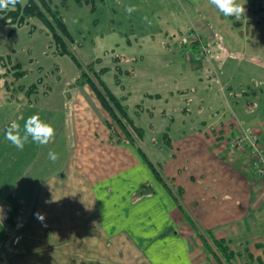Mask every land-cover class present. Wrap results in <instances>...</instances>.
<instances>
[{
    "label": "crops",
    "instance_id": "0c3cea01",
    "mask_svg": "<svg viewBox=\"0 0 264 264\" xmlns=\"http://www.w3.org/2000/svg\"><path fill=\"white\" fill-rule=\"evenodd\" d=\"M177 5L174 14L185 20L182 22L175 19L180 31L177 32L176 28V33L172 32V36L180 34L178 37L184 41L187 32L195 31L212 44L211 53L216 56L211 57L213 61L211 60L210 63L213 62L215 65L203 66L204 62L187 57L181 52L182 61L187 58L189 62L179 66V70L171 60L168 62L169 66H156L155 70L158 72L146 77L142 75L141 79H146L139 84L143 89L145 87L147 89L142 90L141 95L147 98L148 104L141 102L144 108L136 107L138 110L136 109L135 116L140 118L145 113L144 125H136L135 121H132L135 126L141 128V133L146 129L151 135L164 134L163 146L171 152L167 160L176 163L180 169L170 174L165 171L167 165L164 163L161 170L166 174L160 177L165 184L158 182L152 168L147 166L135 152H130L131 148L111 143L110 132L105 127L106 114H101L103 112L96 102L92 100L91 103L86 96L92 93L91 89L85 85L80 89L68 91L69 83L59 80L56 84L61 85L63 82L62 86L65 88L57 91L61 104L55 105L56 114L60 118L59 114L64 113L68 115L66 120L74 122L75 101L78 99L86 101L85 104L88 105L86 107L89 108L86 109L87 116H92L93 113L90 125L95 128V132L91 137L96 141L90 139L89 144L85 143L82 146L71 142L68 149L63 148L69 154L66 156L63 153L62 157L71 158L65 160L63 168L56 163L52 170L40 171L37 169L40 164L44 169L45 165L49 164L42 161L27 173L26 181L36 184L35 196L41 195L38 199L41 204L48 207L46 214L51 217L43 221L38 220L36 213L43 215L42 209L39 211L33 208L34 210L30 212L32 216L30 223L23 226L26 234L21 237L18 247L12 250L6 244H2L6 255L4 254L0 259L1 264H15L20 260L21 263L28 262L33 254L37 255L36 264H59L54 263L56 260H47V257H50L47 256V253L51 252L50 246L60 251L59 254L66 256L65 260H62L64 264L110 263L107 257L103 260H95L97 252L95 255H91L90 250L72 252L76 239L83 238L80 232L87 225L86 221L91 209L97 229L93 237L97 238V242H94L93 248L101 247L107 250L118 248L117 253L114 254L116 259L113 258L118 264L123 263V256L129 250L128 247L133 249L142 264H264V225L257 227L256 220L257 216L260 222L264 220V181L256 180L253 175L252 162L247 152L230 156L225 145L227 139L236 134L234 131L236 118L243 125L246 117H257L259 121L255 124L263 120L264 66H217L220 55L240 51L247 53L252 44L251 31L246 32L248 39L241 30H227V27H222L220 30L215 27V29L213 26L215 17L217 16L216 22H218L223 16L221 17L212 7L213 10L210 9L208 0H177ZM182 10L183 16H179ZM63 12L67 10L62 9L60 12L64 17ZM191 14H194V19ZM165 36H168L167 33ZM156 40L157 37H149L145 40L144 49H147V43L151 51V55H146L143 50L145 57L155 58L157 53L170 52L172 56L177 57L181 41H177V46L174 39L171 45L161 41L158 48L155 47ZM215 57L217 61H214ZM131 76H134L132 71ZM189 77L194 78L188 79ZM206 78L209 80H205ZM211 78L218 84V89H214L215 96L210 99L199 96L196 99L194 96L196 90L187 80H195L199 85L211 81ZM42 84L48 87L47 91L52 90L51 84L47 85L44 81ZM117 84L114 82L115 86ZM220 88H222L221 92H219ZM40 97L52 99L53 94H42ZM94 111L96 113L100 111L103 119H100L102 118L100 114L97 115ZM79 114H81L80 109ZM168 117L167 125L161 127L160 119ZM156 126L161 127L162 130L155 129ZM60 127L57 123V136H60L58 132ZM151 130L154 132L152 133ZM77 139L79 137L75 142ZM141 140H138V145L141 144ZM68 141L67 138L66 144ZM97 141L100 145L95 148ZM260 143L264 149V140ZM31 144L32 142L29 146L25 145L23 150L28 148L29 151H36L40 155L42 152L41 156H44L46 152L44 146ZM59 147L60 140L57 139L55 146L48 149L57 151ZM124 147L129 153L127 156L107 154L109 148L124 149ZM102 149L103 155L100 153ZM82 156H85V159L82 160L80 158ZM187 156H191V160L195 161L190 167L187 166L189 162ZM108 158L112 159L115 170L105 174L106 169H109ZM117 164H119L118 169ZM81 166H84V173L80 171ZM152 166L154 168L153 164ZM196 167L199 169L196 170ZM92 169L101 177L92 180L90 172ZM155 171L158 173L156 169ZM33 173L36 174L35 177H30ZM142 187H145V190L149 189L150 192L140 196ZM45 188L50 190L47 192ZM54 188L58 190L56 195ZM60 195L66 199L72 197L75 200L82 199L84 203L90 202L91 206H82L78 210L56 206V201L61 199ZM188 217L199 231L193 229ZM18 225L17 223V228ZM208 232L211 233L207 234ZM199 233L226 242L231 253L230 263L225 262L212 243L210 247L218 256L211 255V252L203 246ZM88 245L90 244L85 240L78 243L81 248L82 246L87 248Z\"/></svg>",
    "mask_w": 264,
    "mask_h": 264
},
{
    "label": "rangeland",
    "instance_id": "374dc122",
    "mask_svg": "<svg viewBox=\"0 0 264 264\" xmlns=\"http://www.w3.org/2000/svg\"><path fill=\"white\" fill-rule=\"evenodd\" d=\"M237 3L243 5L246 11L245 14L242 15L238 20L234 18L232 21L231 19L229 20L230 17H225L222 13H220L218 9L215 8V6L210 5V9H214L218 14L221 15V17L223 16L222 19L225 20L223 21L220 19L218 22H216V16L213 26L218 30H220L222 27H227V30H241L245 35L246 32L251 31V47L246 54L243 51H240L243 52L242 54H239L240 52H229L225 53L224 56L220 55V61H217L216 57L214 61L219 62L216 63L217 66H264V0H237ZM51 5L53 7L61 8L60 0H52ZM129 7H134L136 10L129 13L127 11V8ZM177 8V0H91L90 3L86 5L85 3L78 5L75 3V0H69L68 10L67 12H63L67 22L66 25L71 32L73 40L79 46H76L75 55L81 62H89L95 58H98L101 61L100 64L97 65V68H110V72L105 74L103 81L117 98L119 96V98L125 99L122 101V105L126 107L130 119L135 121L136 125H144L143 118L145 115L144 113V115L140 116V118H137L135 116V112L136 109L138 110V108L136 107L144 108V105H142L141 102L148 104L146 102L147 98H144V95H141V91L147 89V87L143 89L139 84L143 82L142 80L146 79H141L142 75L146 77L151 73L158 72L155 70L156 66H169L168 62L171 60L174 62L175 67L178 70L179 66H184L185 62H189V59L187 58H185L186 60L183 59L182 61L180 57L181 48L179 47L177 57L172 56V52L169 54L164 52H162L164 54L157 53V57L155 58H147L145 57L144 53H142L144 50L146 55H151V51H149L150 47L148 48L147 43V49H144L145 40H147L149 37H157V45H155V47L158 48L161 41H164L167 45H171V42H173L174 39L176 46L178 40L183 43V39L178 37L180 34H177L174 37L171 34L172 32L176 33V28L177 32L180 31L178 22H176L175 19H178L177 21L181 20L182 22L185 20L183 17H178V15L174 14ZM61 10L62 9H58L59 12H61ZM179 16H183V10ZM191 16L193 19L195 18L194 14H191ZM145 17L147 20H145ZM233 21L240 23V28L232 26ZM32 25L34 27L32 28V31L30 26H24L16 30L13 34H9V28L4 27L0 23V56L5 58L6 61L8 60L9 64H12L9 66L17 65L20 70L19 72L22 71L26 75L22 80L17 81L15 80V73L12 70L7 72L0 66V216L3 217L2 221H0V246H2V244H6L7 246L11 245V238L16 234L14 229L15 226L14 228L12 226V221L16 214H18L15 218L16 227L17 223L19 224V229L16 232H18V237L20 239L26 234V232L23 230V226H26L27 223H30L32 217L30 216V212L31 210H34L33 208L38 209L39 211L42 209L41 211L45 220L51 217L50 215L46 214L47 206H45V204H41L38 199L41 195L35 196L36 191L34 186L36 184H33L32 181H26L25 177L28 175L27 173L31 172L35 166L40 164L42 161L45 164H49L45 165V169L40 164L37 167V169L40 171L52 170L56 163L60 164L63 168L65 160L71 159L62 157L63 153H65L66 156L69 154V152H66L65 149L63 150V148L66 147V149H68L71 142H74V144L77 146H82L85 143L89 144L90 139L96 141L93 139V137H91L92 133L95 132V128L90 125V119L93 117V113L92 116H87L86 109L89 110V108L86 107L88 106L85 104L86 101L84 102L81 99L75 101L73 112L74 122L66 120L68 115L64 113L59 114L60 118L56 114L55 105L58 106V104H61V99L59 101V97H57L58 89L60 90L61 88L62 90V88H65L62 86L63 82L70 83L74 78L77 77L78 73L76 71L75 65L69 58L58 57L51 54L52 49L48 48L50 39L47 36V32L44 30L43 26L38 21L32 22ZM165 33H167V37L165 36ZM189 35L190 31L187 32L186 39L190 38ZM246 38L249 39V36L246 35ZM150 41L151 40H149V42ZM212 56L216 55L210 53L209 60L206 61L203 59L199 61L205 63L203 66H213L215 63H210ZM116 59L118 61H115ZM180 62L182 63L180 64ZM147 66L150 67L148 68ZM55 67H58L59 71H56ZM116 67L120 68L123 72L132 71L134 76H131L129 73L128 76L121 75L119 78L118 74L115 72ZM40 77H43V81L47 85H52V90L47 91L38 87L36 88L35 94L28 93L26 95V88ZM193 78L189 77L188 79ZM59 80H63L61 85L56 84ZM114 80L117 81V86L114 85ZM205 80H209V78H206ZM187 82L191 87L194 88V90H196L194 95L196 99L199 98V96L210 99L212 96H215L214 89H218V84L215 83L214 79L199 85L195 80H187ZM208 85H211V87H207ZM84 89L86 88H83V90ZM43 91L47 92L43 93ZM221 91L222 88H220L219 92ZM42 94H53V98L41 99L40 96ZM86 96L91 103L92 100L95 101L92 93H89L88 95L86 94ZM202 100L203 101L201 104L203 105L204 98ZM202 105L201 107L203 108V113H205L204 107ZM77 108L81 110V114H79V109ZM42 110H45V112ZM157 110L159 109L157 108ZM101 111L103 112L101 114H104L105 111ZM99 112L95 113L98 115L100 114ZM101 114L99 116H101ZM33 115H38L40 120L51 125L55 130L54 138L44 146V149H46L44 156H41L42 152L40 155L36 151H29L28 148L20 151L5 138L6 128L10 126L13 121L20 125V131L21 134H23L25 121ZM101 117L102 118L100 119H103V116ZM85 119L88 120L84 121ZM168 119L169 117L167 119H160V126L164 128L168 123ZM107 120H110L109 116H107ZM263 120L261 119L262 122L255 124L257 121H259L257 117H246L244 120L245 125H243L236 118V125L234 126V131H236L235 135L237 136L246 131L252 132V135L256 134L260 148L264 150L262 148V143H260L264 140L262 139L264 138ZM121 121L126 123L124 119H121ZM57 123H59V126H61L58 131L60 136H57ZM123 126H125L124 128L126 129L128 125L124 124ZM105 127L110 132L109 138L111 136V139L114 141L113 144H118L116 142L118 136H121L120 128L116 127L114 130L109 128L107 125ZM161 127L156 126L155 129L162 130ZM139 129L141 130V128ZM127 130L129 134H131L133 140L137 142L138 136L133 135L134 133L128 128ZM115 131H117L119 135L115 134ZM151 132L153 133L154 130H151ZM142 134L144 136H142L139 147L146 157L150 159L159 175L164 177L166 174L165 171H168L170 174L173 172L176 173L177 169H180V166H176V163L173 164L167 160V157L171 154V152L165 146H163L162 137L164 134L154 133L151 135L146 129L143 130ZM77 137H79V139H77L75 142ZM234 137L235 136H232L231 138L227 139L225 143L226 148L228 147L227 142ZM67 138L69 140L68 144H66ZM57 139L60 140L59 149H57V151L48 149L51 146H55ZM30 143L31 138H29V142L25 145L29 146ZM96 143L97 144H95L94 147L98 148V145L100 144L98 141ZM34 144L35 143L32 142L31 145L33 146ZM121 145L126 146V148L129 149L131 148L130 146L124 144ZM130 150V152L133 151L132 148ZM227 150V153L228 155L230 154V156L243 152L240 149L232 155L228 148ZM49 151L55 152L58 155V159L55 162H52L47 156ZM100 153L103 155V149L100 150ZM107 154L108 156L120 157L121 155L127 156L129 153L124 147V149L109 148L107 150ZM80 158L83 160L85 159V156ZM186 158L189 161L187 166L190 167V165L195 161L191 160V156H187ZM31 160H34L35 162L32 163ZM164 163L167 166L164 168L165 171H162L161 167ZM118 165L119 164H117V169L119 167ZM113 166L114 164L112 159H109L107 163V167L109 169H106L105 174L114 171L115 167ZM83 168L84 166H81L80 171L84 173L85 170ZM195 169L197 170L199 168L196 167ZM90 172L92 173V180L101 177L100 174H95L93 169L90 170ZM35 175L36 174L33 173L30 177H35ZM86 175L88 176V174ZM83 176L86 178L85 175ZM254 176L256 180H260V177H262L260 174ZM45 190L48 192L50 189L45 188ZM57 192V188H54L55 195ZM8 196H14L17 199L18 203L15 206V209L13 206H11V203L10 205L8 204L9 208H7V203L5 204V202H7L6 200ZM59 197L61 199L57 200L55 205L62 206V208L68 207L78 210L80 209L79 207L82 206H91L90 202L84 203L82 199L75 200L73 197L71 199H66L63 198V195H60ZM10 209H14V215L13 212L10 213ZM53 219H51V221H53ZM256 220L258 223L257 227L264 225L263 219L260 222L257 216ZM86 224L87 225L83 228L85 234L83 235V231L80 232L82 233L81 235L83 238L81 237L82 239H76L74 246H72V249L74 248L75 250L73 249L72 252L90 250L91 255H95L97 252V258L95 260L99 261L107 257L106 259L110 262H106L107 264H118L115 263L114 260L116 259L114 254L115 252L117 253L118 248H111L108 250L101 247L97 249L93 248L94 242H97V238H93L97 233V229L92 209L89 216L87 217ZM246 224L247 223L245 222L244 225ZM197 229L199 230L198 227ZM76 236H78V233H76ZM83 240H85V242L89 243L91 246L88 245L87 248L84 246H82V248L78 246V243ZM17 247H13V249H16ZM3 248L4 246L0 247V249ZM128 248L129 250L123 256L122 264H142L143 262L139 257H137V254L133 251V249L130 247ZM65 249H67V247H65ZM4 250L5 249L2 251ZM49 251L51 252L47 253V256L49 255L50 257H47V260H56L54 263L64 264L62 260H65V255L59 254L58 252L60 251H56L51 246ZM4 254L6 255V250L3 252V255L0 252V259H2ZM36 257L37 255L33 254V256L28 259V262L21 263L20 260L15 264H36ZM69 264H71V262ZM88 264H92V262H88Z\"/></svg>",
    "mask_w": 264,
    "mask_h": 264
},
{
    "label": "trees",
    "instance_id": "16d2710c",
    "mask_svg": "<svg viewBox=\"0 0 264 264\" xmlns=\"http://www.w3.org/2000/svg\"><path fill=\"white\" fill-rule=\"evenodd\" d=\"M91 0H75V3L78 5H82L85 3L89 4ZM52 0H25L24 6H21L20 4H17L15 10H2L0 11V23L4 27L9 28V34H13L16 30L24 27V26H30L31 31L33 25L32 22L38 21L44 28V30L47 32V36L50 39V42L48 44V48L52 49V53L55 56L58 57H67L71 60V62L75 65L76 71H77V77L74 78L68 85L67 90H75L80 89L83 86H88L92 91V96L96 101V104L100 110H104L109 116L110 120L105 121L106 125L111 128H120L121 130V136H118L117 142L119 145L124 144L127 146H130L133 151L140 157V159L150 168H152L153 173L155 174V178L158 182H163V179L160 177V175L155 171L153 168L150 160L146 157V155L142 152L141 148L137 144L138 140L142 139V133L141 130L135 126L132 119H130L128 112L126 110V107L122 105V101H124L123 98H117L111 90L105 85L103 81V76L107 74L110 71V68L107 67H100L97 68V65L100 64V59L95 58L89 62H81L77 56L76 53V46H78L71 35V32L69 31L65 18L61 15V13L58 11V9H64L68 10V3L69 0H60L61 8L53 7L51 5ZM234 19V17H230L229 20ZM233 25L235 27L241 26L240 23L233 21ZM190 38L182 40L183 43H181L180 48L182 54L185 56H189L190 58H196L199 60H209V56L211 53V46L212 44L203 39L200 35H198L195 31L190 30ZM79 47V46H78ZM115 61H118L117 59ZM12 64H9V61L5 60V58L0 56V66L4 68L7 72H10L9 70H12L16 76L15 80L19 81L22 80L26 75L24 72H19V67L17 65L9 66ZM56 71H59L58 67H55ZM116 74H118L119 78L121 75L128 76V74H131V71H125L123 72L120 68H115ZM44 77V76H43ZM43 77L37 78L34 83H32L30 86H28L25 90V94L28 93H36V88L42 87V89L48 90V87L44 86L43 83ZM115 77V76H114ZM117 80V78H116ZM115 83L117 81H114ZM21 89V86H20ZM67 91V93H68ZM107 119V118H106ZM121 119H124L126 121L122 122ZM124 124L128 125L127 128L131 130L134 134L138 136L137 142L133 140L131 137V134H129L127 128L125 129L123 126ZM115 130V129H114ZM115 134L119 135L117 131H115ZM123 135V138H122ZM236 136V135H234ZM166 138V136L164 137ZM110 141L113 143L114 141L111 139ZM242 151H245L248 153V157L250 160L252 158L250 157L249 149L243 148ZM252 162V161H251ZM253 167V163L251 164ZM253 169V168H252ZM145 187H142L140 189V196L146 195L147 192H150L149 189L145 190ZM7 202L5 204L7 205V208H9L8 204L13 206L15 209V206L17 205L18 201L13 196H8ZM14 209H10V213L13 212L14 215ZM16 213V212H15ZM15 215L12 226L14 228L15 226V235L13 238H11V245L9 246L12 250L13 247H17L19 244L20 238L18 237V228L16 227V216ZM190 224L193 226V229L195 231H199L197 227L194 225L193 221L188 217L187 218ZM211 232H208L207 234H210ZM199 238L203 243V246L207 251L211 252V255L215 257L218 256L217 252L220 253L221 257L225 259L226 263H230L231 260V253L228 251V247L226 245V242L223 240H216L215 238L208 237L207 234L199 233ZM210 243L213 244L215 247V250L217 252H213L212 248L210 247ZM2 247V246H0ZM0 252L1 251L0 249Z\"/></svg>",
    "mask_w": 264,
    "mask_h": 264
},
{
    "label": "clouds",
    "instance_id": "9594fccd",
    "mask_svg": "<svg viewBox=\"0 0 264 264\" xmlns=\"http://www.w3.org/2000/svg\"><path fill=\"white\" fill-rule=\"evenodd\" d=\"M24 3L25 0H0V11L15 10L17 4L24 6ZM208 4L215 6L225 17H234L237 20L244 15L246 11L243 5L237 3V0H208ZM135 10L134 7L127 8L129 13ZM145 20H147L146 17ZM54 136V128L40 120L38 115H33L25 121L23 134H21L20 125L15 121L6 128L5 132V138L20 151H23L25 144L29 142V138H31V142L40 146H45ZM48 157L52 162L58 159V155L51 151H49ZM36 218L41 221L44 219L43 215L40 213H36ZM2 219L3 217L0 216V221H2Z\"/></svg>",
    "mask_w": 264,
    "mask_h": 264
},
{
    "label": "built area",
    "instance_id": "2783aa9c",
    "mask_svg": "<svg viewBox=\"0 0 264 264\" xmlns=\"http://www.w3.org/2000/svg\"><path fill=\"white\" fill-rule=\"evenodd\" d=\"M227 145L232 155L240 149H249V154L253 163V175L260 174V176H262L260 177L261 180H264V150L260 148L256 134L252 135V132L246 131L229 140Z\"/></svg>",
    "mask_w": 264,
    "mask_h": 264
}]
</instances>
